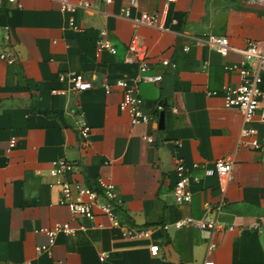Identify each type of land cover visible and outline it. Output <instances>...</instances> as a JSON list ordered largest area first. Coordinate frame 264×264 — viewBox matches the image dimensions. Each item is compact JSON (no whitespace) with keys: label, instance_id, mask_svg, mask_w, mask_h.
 Segmentation results:
<instances>
[{"label":"crops","instance_id":"0c3cea01","mask_svg":"<svg viewBox=\"0 0 264 264\" xmlns=\"http://www.w3.org/2000/svg\"><path fill=\"white\" fill-rule=\"evenodd\" d=\"M143 13L157 14L165 30L137 25ZM210 35L227 37L236 49L264 41L262 7L246 0H138L134 7L112 0L70 14L56 0H0V51L17 57L13 65L0 60V264H264V153L239 145L243 118L223 97L241 84L238 69L245 62L196 40ZM134 36L148 47L151 72L163 77L159 84L136 85L139 70L126 55ZM101 41L118 55L98 52ZM161 59L175 68L161 67ZM60 74L82 75L93 88L74 93L59 82ZM117 80L136 89L148 125L133 126L120 111L122 90L101 89ZM160 114L162 130L155 127ZM78 125L90 129L87 146ZM11 138L17 144L7 154ZM59 160L75 167L66 181L88 185L102 177L111 183L121 221L154 227L151 237L125 238L107 217L90 221L61 206V190L49 175ZM180 160L192 193L185 206L173 196ZM217 160L231 164L224 186L206 174ZM222 200L224 228L216 235L196 227L161 229L186 217L211 218ZM60 224L74 234L58 233L38 252L50 242L38 231ZM211 242L215 248L208 252ZM154 245L157 257L150 255Z\"/></svg>","mask_w":264,"mask_h":264},{"label":"built area","instance_id":"2783aa9c","mask_svg":"<svg viewBox=\"0 0 264 264\" xmlns=\"http://www.w3.org/2000/svg\"><path fill=\"white\" fill-rule=\"evenodd\" d=\"M9 3H15L16 0H8ZM62 13L74 14L78 10L89 11L94 3L111 4L112 0H56ZM138 0H130L132 7L136 6ZM176 0H167V3H173ZM249 4H258L262 7V17L264 18V0H246ZM129 15L128 12L125 13ZM137 25L164 31V27L160 25L157 14L143 13ZM69 26L76 28L73 18L69 20ZM197 41H204L213 47L222 57H226L229 53L240 54L244 59V66L238 69L241 84L235 88H227L224 91L225 107L239 111L243 118L244 128L240 133L239 145L253 152L264 153V91L262 90L264 77V41L247 43L244 49H236L230 45L227 37L221 36H202L197 37ZM109 50L112 55H118V50L112 47L108 41L98 43V52ZM184 53L190 51V47H184ZM126 55L136 63L139 76L135 81L136 85L141 84H159L163 77L161 74L151 72V56L148 47L137 36H134L126 48ZM0 60L13 65L17 62L15 54L9 51H0ZM160 65L163 68H175V65L166 60L161 59ZM60 83L66 85L74 93H80L93 88L92 82L85 79L82 75L60 74L58 77ZM101 89L106 94H111L113 90L119 89L123 91V98L120 102L119 109L128 115L130 123L133 126L148 125L151 117L142 110L143 100L138 95L135 88L131 87L124 80H117L114 84L104 81ZM61 95L66 90L57 92ZM163 107L158 105L157 112L162 111ZM176 112V110H173ZM257 123L261 129L254 127ZM83 145L89 144L90 129L85 125L77 126ZM151 141L150 137L145 138ZM17 141L11 138L8 142L6 153L9 154L16 148ZM261 164L264 166V160ZM75 171L73 164L66 160H59L51 165L49 171L50 177L55 179V185L61 190V199L59 204L69 209L72 215L87 220H94L97 215H103L110 220L111 226L119 229L125 238L131 239H149L154 232V227H131L125 225L118 216L119 203L114 196V187L111 183L102 177H98L91 184L82 185L77 182L66 181L65 176L72 175ZM186 164L178 161L176 165V173L179 176L173 189L174 200L177 205H188L192 200V193L188 187L189 178L185 174ZM207 175H216L222 185H226L231 180V164L225 160H217L213 162V168L206 171ZM225 202L222 200L211 211L212 217L206 220H195L191 217L183 218L173 225L164 224L161 226L163 231H168L171 227L179 230L185 227H196L203 231H208L211 235H216L223 230V226L218 221V216L225 209ZM47 235L50 239L49 246L37 248L38 252L47 251L53 244L54 238L58 233L72 235L75 230L69 224L57 225L54 229H41L38 231ZM215 245L213 242L208 247V252L213 251ZM159 247L154 245L150 248V255L157 257ZM105 255L100 257L103 261ZM205 264H214L207 262Z\"/></svg>","mask_w":264,"mask_h":264},{"label":"water","instance_id":"95a60500","mask_svg":"<svg viewBox=\"0 0 264 264\" xmlns=\"http://www.w3.org/2000/svg\"><path fill=\"white\" fill-rule=\"evenodd\" d=\"M164 126V115L160 114L158 122L155 124V127L159 130H162Z\"/></svg>","mask_w":264,"mask_h":264}]
</instances>
